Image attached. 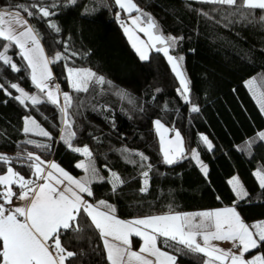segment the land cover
Masks as SVG:
<instances>
[{"label": "trees", "instance_id": "16d2710c", "mask_svg": "<svg viewBox=\"0 0 264 264\" xmlns=\"http://www.w3.org/2000/svg\"><path fill=\"white\" fill-rule=\"evenodd\" d=\"M40 2L0 0V8L11 7L15 11L12 6ZM43 2L48 4L50 0ZM55 2L62 5L55 9V16L30 18L22 10L21 15L39 34L49 59L57 53L63 56L50 66L61 92L73 97L69 109L74 121L72 131L76 133L73 147L88 146L100 175L108 178L106 165L125 181L116 191L107 179L93 182V197L84 196L91 202L106 201L120 219L235 203L245 222L264 221V189L253 174L256 168L264 173V142L254 143L250 150L245 146L246 141L264 131V113L245 84L254 79L264 94V22L260 20L264 10L245 9L239 15L226 16L236 12V7L192 0H133L144 21L150 17L160 35L176 38V45L169 52L184 58L181 66L189 81L191 100L186 104L163 54L152 51L149 59L142 61L129 45L122 31L125 15L117 10L113 0ZM242 2L238 0V4ZM49 21L60 28L59 33L49 28ZM5 43L0 40V51ZM73 52L77 55L72 56ZM7 53L21 70L13 72L0 61V84L11 92L8 96L0 90V154L23 157L31 152L43 161L57 162L73 175L79 174L81 169L76 165L84 157L60 140L63 127L60 108L48 102L32 105L26 101L21 105L12 98L17 91L10 88L11 83L29 92L37 89L17 48L13 46ZM66 66L91 69L112 83L90 84L89 91L74 92L67 80ZM117 90L128 93L129 98L122 99L116 95ZM193 104L199 107L198 113L190 111ZM27 115L34 117L51 139L25 134L23 122ZM157 119L170 130L180 132L186 151L197 150L207 166V175L190 158L173 165L164 163L154 127ZM203 135L213 144L212 150L201 141ZM29 139L50 144L51 148L26 144ZM124 148L143 153L151 170L142 169L140 163H126L119 151ZM130 158L139 161L138 156ZM30 163L23 159L13 160L10 165L0 163V174L11 166L31 179V170L25 166ZM142 171H149L148 191L143 193ZM234 174L239 176L248 197L236 200L228 183ZM60 240L66 251L76 253L64 264H108L99 230L83 213L78 227L62 230ZM140 241L139 237L131 236L134 249ZM157 243L176 255L163 238ZM254 253H264V244L245 255ZM206 259L203 254L184 253L178 255L177 263L204 264Z\"/></svg>", "mask_w": 264, "mask_h": 264}, {"label": "snow or ice", "instance_id": "6c2138e0", "mask_svg": "<svg viewBox=\"0 0 264 264\" xmlns=\"http://www.w3.org/2000/svg\"><path fill=\"white\" fill-rule=\"evenodd\" d=\"M69 2L74 4L76 0H69ZM114 2L120 9L129 12L139 11L133 0H114ZM192 2L235 6L237 11L226 13V16L239 15L245 9L264 10V0H243L242 4H238V0H192ZM61 6L55 0H50L48 4L41 0L40 3L12 6L17 9L15 11L11 10V7L0 8V40L7 42L3 51H0V61L3 65L9 66L11 71L19 72L21 69L12 61V57L7 55L13 46L19 49L18 55L26 62L27 69H30L32 85L46 97V100H41L37 95H29L17 83L10 84V88L19 93L12 98L21 105H25L26 101H31L32 105L48 102L60 108L63 125L60 140L72 151L83 154L85 160L79 162L76 167L83 169L85 176L76 179L55 161H43L39 155L34 156L31 152L23 157L20 155L8 157L0 154V163L5 165H10L13 160L30 161L31 163L25 166L30 168L33 177L25 178L11 166L6 168L5 174H0V188H2L0 190V201H2L0 202V264H64L65 260L74 257L76 253L66 251L62 246L61 231L66 232L74 226L78 227L81 213L90 219L95 229L99 230L108 264H177L178 255L184 253L203 254L207 257L204 264H264V253L245 259V254L259 249L264 244V221L247 224L237 211L235 203L231 207L215 210L122 220L113 214L114 207L106 201L101 200L93 204L85 200L84 194L88 197L94 195L91 188L93 182H103L107 179L112 190L116 191L125 181L115 171L107 169L106 165L105 169L109 171V177L100 175L88 146L73 147L72 140L76 133L72 131L74 121L69 114V109L73 106V97L68 92H61L58 83L50 85L54 77L49 65L55 64L63 56L57 53L53 59L46 57L39 34L21 15L22 10L30 18L34 16L49 18L57 15L55 9ZM201 15L207 14L201 13ZM138 19L134 18L132 24H137ZM260 20L264 22V16ZM48 26L57 33L60 32V28L55 23L49 21ZM154 29H156L155 22L149 17L147 27H139V32L144 33L149 42L137 40L132 46L139 53L142 61L149 59L148 50L150 49L162 53L167 58L181 86L177 91L184 103L188 104L191 102L189 81L181 66L184 58L169 54L170 48L175 47L177 40L174 37L165 38L162 35H156ZM124 31L131 40L132 34L129 29L125 27ZM158 44L166 46H157ZM76 55L77 53H72V56ZM66 70L68 83L74 92H87L90 84L111 85L112 83L91 69L66 66ZM254 83V79L248 81L250 89ZM0 90L4 91L5 95L11 96V92L7 91L3 84H0ZM116 95L122 99L129 98V94L123 90H117ZM61 96L62 105L60 104ZM260 103L261 110L264 111V94L261 96ZM190 111L198 113L200 109L193 104ZM154 124L158 130L167 131L159 119L154 121ZM24 125L25 134L35 132L36 135L51 139L50 133L40 127L33 118L25 117ZM200 139L208 150H212L213 144L207 136H201ZM160 141L164 163L173 165L180 160L190 158L195 160L207 175V166L199 160L197 150L192 149L190 157L185 152L183 138L178 130L175 131L174 139L165 143L164 136L161 134ZM256 142H264V131L259 132L253 140L246 141L245 146L250 150ZM25 143L35 145L37 148L48 150L51 148L50 144L37 143L31 139ZM119 151L126 163L133 165L140 163L142 169L147 167L149 171L151 170V165L145 163L148 158L143 153L131 152L127 148ZM133 155L138 156L139 161L131 159ZM149 171L141 173L144 177L143 187L140 189L142 193L148 191ZM257 176L259 186L264 189V174L258 172ZM229 183L237 198L244 199L249 196L238 177H233ZM13 185L18 187L19 195L12 190ZM60 185H64L63 190L59 187ZM14 197L26 203L23 206H12ZM132 235L141 237L143 240L139 251L131 249L130 236ZM159 238H163L164 244L173 248L176 255L161 250L157 244ZM49 240H53L54 243L49 245ZM212 241H232L233 247H239V252L237 254L231 249L219 248L212 244Z\"/></svg>", "mask_w": 264, "mask_h": 264}, {"label": "rangeland", "instance_id": "374dc122", "mask_svg": "<svg viewBox=\"0 0 264 264\" xmlns=\"http://www.w3.org/2000/svg\"><path fill=\"white\" fill-rule=\"evenodd\" d=\"M123 22V21H122ZM122 25H123V23H122ZM122 29H123V26H122ZM144 37L148 40V37L144 34ZM7 43V42H6ZM5 43V44H6ZM17 48V47H16ZM17 50H18V52H19V49L17 48ZM1 51H3V49L1 50ZM152 51H155V50H152ZM151 51V52H152ZM7 55L8 56H10L8 53H7ZM172 55V54H171ZM173 56V55H172ZM171 66V65H170ZM176 77V76H175ZM176 79H177V77H176ZM250 79H248L246 82H245V84H246V86L249 88V90L251 91V93H252V95H253V97H254V99H255V101L258 103V105L260 106V108H261V103H260V100H261V96H262V92L260 91V89L256 86V84L254 83L253 85H252V87H251V89H250V87H249V84H248V81H249ZM177 81H178V85H179V88L181 87L180 86V84H179V80L177 79ZM51 84H54V80L53 81H51L50 82V85ZM25 90V89H24ZM29 95H37L41 100H43V99H46V97L43 95V94H41V93H39V91L37 90V91H33V92H29V91H27V90H25ZM19 93L17 92V95H18ZM29 102H31V101H29ZM63 104V102H62V100H61V98H60V104ZM263 113H264V111H263ZM25 117H31V118H33L36 122H37V120L34 118V117H32L31 115H27V116H25ZM24 117V118H25ZM37 124L40 126V127H42L38 122H37ZM24 122H23V128H24ZM164 126V129H167V132H169V134L167 133V132H165V131H162L163 129H160V130H158L157 129V126L154 124V127H155V129H156V132H157V134H158V137H159V141H160V136H161V134L164 136V139H165V143H167V141L168 140H170V139H174L175 138V131H172V130H170L169 128H167L165 125H163ZM43 128V127H42ZM44 129V128H43ZM45 130V129H44ZM30 134H32V135H36L35 134V132H30ZM173 134V135H172ZM172 135V136H171ZM39 136V135H38ZM203 136H205V135H203ZM160 145H161V141H160ZM183 147H184V143H183ZM82 148V147H81ZM184 149H185V147H184ZM185 152L187 153V155L190 157L191 156V151L190 152H188V151H186L185 150ZM35 156V155H34ZM82 156H83V154H82ZM84 157V156H83ZM82 160H85V157L84 158H82V159H80L78 162H77V164L79 163V162H81ZM199 160L203 163V165H206L200 158H199ZM195 161V160H194ZM57 163V162H56ZM195 163H196V161H195ZM58 164V163H57ZM197 164V163H196ZM198 165V164H197ZM199 166V165H198ZM61 167V166H60ZM200 167V166H199ZM63 168V167H62ZM64 169V168H63ZM81 169V168H80ZM201 169V168H200ZM65 170V169H64ZM66 171V170H65ZM261 173V174H264L262 171H260L258 168H256V169H254L253 170V174H254V176H255V178H256V180L258 181V183H259V178H258V176H257V173ZM69 173V172H68ZM3 174H5V173H3ZM71 176H73L74 178H76V179H80V178H82V177H84L85 176V172H84V170L83 169H81V172L79 173V174H77V175H73V174H71V173H69ZM102 176H103V174H101ZM110 175V174H109ZM109 177V176H108ZM233 177H238V179H239V182L242 184V182H241V180H240V178H239V176L237 175V174H234L233 176H231L229 179H228V183H229V180H231ZM144 180V179H143ZM67 183V182H66ZM229 185H230V187H231V189H232V185L229 183ZM243 185V184H242ZM15 185H13L12 186V190L14 191V192H16L17 193V195H19V189H18V187H14ZM243 187H244V185H243ZM244 189H245V187H244ZM0 190H2V188H0ZM246 190V189H245ZM235 194V193H234ZM84 198H85V200H87L89 203H93V204H96L97 202H91L89 199H87L85 196H84ZM235 198H236V200H239V198H237L236 197V195H235ZM0 202H2V201H0ZM17 205H19L20 206V204H21V206H23V204H24V202L23 201H19V200H17V203H16ZM231 206H233V204H228V205H223V206H218V207H212V208H205V209H197V210H190V211H182V212H170V213H164V214H171V213H195V212H198V211H207V210H215V209H218V208H223V207H231ZM238 211V210H237ZM163 213H161V214H154V215H162ZM148 216H152V215H148ZM148 216H143V217H148ZM143 217H134V218H131V219H122V220H132V219H136V218H143ZM118 219H120V218H118ZM258 222H260L259 220H255V221H251V222H249V223H247V224H249V225H252V224H254V223H258ZM135 236V235H134ZM140 238V245H139V247L137 248V249H134L133 247H132V242H131V236H130V244H131V249L132 250H134V251H139V248L141 247V245H142V243H143V240H142V238L141 237H139ZM200 238H198V240H199ZM51 242V241H50ZM53 242V241H52ZM158 242V241H157ZM201 243H202V240L200 241ZM233 243L234 242H232V241H212V244H214L215 246H217V247H219V248H222V249H225V250H228V249H231L233 252H235V253H237L238 254V252H239V247H233ZM236 243H238V242H236ZM158 244V243H157ZM159 247V246H158ZM161 248V247H160ZM52 250V249H51ZM161 250H163V251H166V250H164V249H162L161 248ZM170 253V252H169ZM171 254V253H170ZM256 254H258V253H254V254H252L251 256H254V255H256ZM251 256H246L245 255V259H248V258H250ZM150 259H154V258H152V257H149ZM207 258V257H206ZM178 264V263H177Z\"/></svg>", "mask_w": 264, "mask_h": 264}, {"label": "crops", "instance_id": "0c3cea01", "mask_svg": "<svg viewBox=\"0 0 264 264\" xmlns=\"http://www.w3.org/2000/svg\"><path fill=\"white\" fill-rule=\"evenodd\" d=\"M114 1V0H113ZM116 5V4H115ZM116 7H117V10L119 11V12H121V13H123L124 15H125V17L123 18V29H122V31H123V34L125 35V37H126V39H127V41H128V43H129V45L132 47V49L135 51V53L138 55V57H139V53H137V51L135 50V48H133V42H136L137 40H139V41H142V42H149L145 37H144V33H141V32H139V27H141V26H143V27H147V21H144L143 19H142V16H141V14L139 13V12H137V11H135V10H133V11H131V12H129V11H126V10H123V9H120L119 8V6H117L116 5ZM24 18V17H23ZM134 18H139L138 19V23L137 24H132V20L134 19ZM25 19V18H24ZM29 24V23H28ZM29 26H30V24H29ZM125 27H127L128 29H129V31L131 32V34H132V39L130 40L129 39V35L127 34V33H125V31H124V28ZM154 31V34H156V35H160L155 29L153 30ZM41 42V41H40ZM42 45V44H41ZM157 46H166V45H157ZM43 47V46H42ZM152 50H154V49H150V50H148L149 51V54L151 53V51ZM169 54L171 55V53L169 52ZM45 55H46V53H45ZM164 56V55H163ZM46 57H48L47 55H46ZM165 57V56H164ZM49 58V57H48ZM165 59H166V61H167V58L165 57ZM26 63V62H25ZM167 63H168V65H169V67H170V69H171V66H170V64H169V62L167 61ZM49 67L51 68V66L49 65ZM29 71H30V69H29ZM52 71V70H51ZM171 71H172V69H171ZM173 72V71H172ZM53 74V73H52ZM174 74V73H173ZM175 75V74H174ZM54 84H56V82H54ZM162 131H164V130H162ZM165 132H167V131H165ZM168 134H169V132H167ZM173 135V134H172ZM171 135V136H172ZM160 147H161V145H160ZM41 183L43 182V181H40ZM65 184H66V182H65ZM60 188H61V190H63V187H64V185H60L59 186ZM17 203V199L14 197L13 198V205L12 206H19V205H17L16 204ZM26 202H24V204H25ZM23 204V205H24ZM20 206H21V204H20ZM164 214V213H163ZM131 219V218H130ZM54 243V241L53 242H50V240L48 241V244L49 245H52ZM51 250V249H50Z\"/></svg>", "mask_w": 264, "mask_h": 264}]
</instances>
